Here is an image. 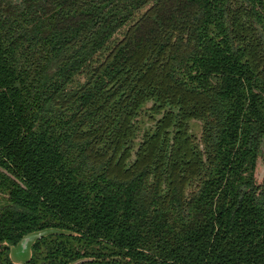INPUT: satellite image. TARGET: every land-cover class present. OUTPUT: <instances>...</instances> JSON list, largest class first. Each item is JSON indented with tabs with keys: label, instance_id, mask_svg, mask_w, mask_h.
<instances>
[{
	"label": "trees",
	"instance_id": "obj_1",
	"mask_svg": "<svg viewBox=\"0 0 264 264\" xmlns=\"http://www.w3.org/2000/svg\"><path fill=\"white\" fill-rule=\"evenodd\" d=\"M263 138L264 0H0V264H264Z\"/></svg>",
	"mask_w": 264,
	"mask_h": 264
},
{
	"label": "water",
	"instance_id": "obj_2",
	"mask_svg": "<svg viewBox=\"0 0 264 264\" xmlns=\"http://www.w3.org/2000/svg\"><path fill=\"white\" fill-rule=\"evenodd\" d=\"M191 121H193V120L190 119L187 121L188 132H189V134H193L194 137L196 138V140H199L200 130H201V125H200L201 122L199 120V129H198L199 133L195 134L192 131H190V126H191L190 122ZM194 131H197V130L194 129ZM200 145L201 144H199V147H201ZM254 175H255V170H254ZM58 231H62V229H58V228H54V227H47V228H43V229H39V230H33V231H30V232L23 234L14 244L8 245V256H9L10 260L13 262H16V263L25 262L28 259L29 254H30V245L35 238L40 237L41 235L45 234L46 232L48 233V232H58ZM13 254H16V256H18V257H21V256H24V257H22L20 259H15V258H13Z\"/></svg>",
	"mask_w": 264,
	"mask_h": 264
},
{
	"label": "rangeland",
	"instance_id": "obj_3",
	"mask_svg": "<svg viewBox=\"0 0 264 264\" xmlns=\"http://www.w3.org/2000/svg\"><path fill=\"white\" fill-rule=\"evenodd\" d=\"M147 105H148V103L145 104L144 106H147ZM144 114H147V112L140 110V113L138 114L137 118H140V117L143 118L142 119L143 124L141 127L145 128V126L149 125V119H148V116H145ZM192 120L193 121L190 122L191 123L190 131H192L195 134H198L199 133V131H198L199 119H192ZM194 129H196L197 131H194ZM139 138H140V133H138V135H136L135 139H133L135 144L137 143ZM198 144H199V142H198ZM255 168H256L255 169V179L257 181L260 179L263 181L264 180V138H263V142L261 144V152H260L259 157L257 158ZM45 234H47V232ZM45 234H43V235H45ZM22 257H24V256L18 257V256H16V254H13V258H15V259H20Z\"/></svg>",
	"mask_w": 264,
	"mask_h": 264
},
{
	"label": "flooded vegetation",
	"instance_id": "obj_4",
	"mask_svg": "<svg viewBox=\"0 0 264 264\" xmlns=\"http://www.w3.org/2000/svg\"><path fill=\"white\" fill-rule=\"evenodd\" d=\"M149 119V118H148ZM151 124V121H150V119H149V125Z\"/></svg>",
	"mask_w": 264,
	"mask_h": 264
}]
</instances>
